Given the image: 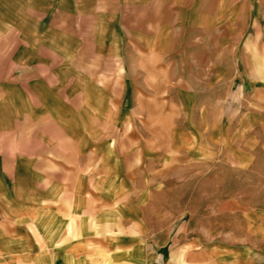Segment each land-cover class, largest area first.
Instances as JSON below:
<instances>
[{
    "label": "crops",
    "instance_id": "0c3cea01",
    "mask_svg": "<svg viewBox=\"0 0 264 264\" xmlns=\"http://www.w3.org/2000/svg\"><path fill=\"white\" fill-rule=\"evenodd\" d=\"M0 264H264V0H0Z\"/></svg>",
    "mask_w": 264,
    "mask_h": 264
},
{
    "label": "rangeland",
    "instance_id": "374dc122",
    "mask_svg": "<svg viewBox=\"0 0 264 264\" xmlns=\"http://www.w3.org/2000/svg\"><path fill=\"white\" fill-rule=\"evenodd\" d=\"M236 174L222 164L213 168L199 169L197 180L194 179L195 173H188L186 182L188 206L205 207L225 199L230 190L238 185L237 182H234Z\"/></svg>",
    "mask_w": 264,
    "mask_h": 264
}]
</instances>
